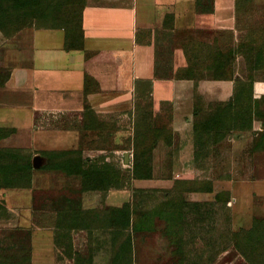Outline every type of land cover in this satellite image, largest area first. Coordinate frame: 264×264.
Returning a JSON list of instances; mask_svg holds the SVG:
<instances>
[{
  "label": "rangeland",
  "instance_id": "374dc122",
  "mask_svg": "<svg viewBox=\"0 0 264 264\" xmlns=\"http://www.w3.org/2000/svg\"><path fill=\"white\" fill-rule=\"evenodd\" d=\"M95 2L0 0V32L16 42L34 28L77 35L82 9ZM239 8L237 33L214 34L220 48L204 75L232 80L233 93L226 101L197 93L193 117L180 129L168 103L154 107L148 87L140 96L113 98L108 112L41 115L37 124L52 132L42 150L66 146L59 141L69 133H57L62 125L80 131L79 153L97 166L83 177L73 158L65 167L72 174L61 171L59 151L28 168L35 155L25 142L30 134L0 130V138L10 136L0 143L7 146L0 169L9 161L18 171L5 187L32 181L34 224L48 233L43 260L264 264V195L247 186L264 181V0H240ZM0 217V235L23 243L0 244V264H29V232L15 230L23 216L2 208Z\"/></svg>",
  "mask_w": 264,
  "mask_h": 264
},
{
  "label": "crops",
  "instance_id": "0c3cea01",
  "mask_svg": "<svg viewBox=\"0 0 264 264\" xmlns=\"http://www.w3.org/2000/svg\"><path fill=\"white\" fill-rule=\"evenodd\" d=\"M98 1L82 9L77 35L63 28H34L16 42L0 32V130L29 133L25 142L40 156L39 167L50 151L83 149L80 131L66 125L57 131L69 133L59 141L66 146L38 147L51 132L37 124L41 115L108 112L113 98L140 96L148 87L154 107L168 103L174 127L180 129L193 117L197 93L218 101L233 93L232 80L204 75L211 72L206 64L213 63L220 48L214 34L237 33L240 0ZM247 186L264 195V181ZM0 192V209L23 216L15 230L29 232V264H50L43 260L49 256L43 244L48 233L34 224L32 181L22 187L0 186ZM5 221L0 217V223ZM14 239L0 235V244L22 248Z\"/></svg>",
  "mask_w": 264,
  "mask_h": 264
},
{
  "label": "trees",
  "instance_id": "16d2710c",
  "mask_svg": "<svg viewBox=\"0 0 264 264\" xmlns=\"http://www.w3.org/2000/svg\"><path fill=\"white\" fill-rule=\"evenodd\" d=\"M76 152L78 153V154H76ZM60 153H62L63 154V156H65V158L64 159H61L60 161H59V168L60 169H64L66 166H69L68 165V161H66V159H70V158H73V161H75L77 164H78V170L80 171V173H79V175H81V177H83V175H85L86 174V172H89V171H92V170H96L97 169V166H96V164H93V165H91L90 164V162L92 161H90V159L89 158H87V157H82L81 155H80V153H79V151L78 150H76V151H64V152H60ZM48 155H49V157L50 156H52L53 155V152L52 151H50V152H48L47 153ZM66 154H72V156H68V157H66ZM48 157V158H49ZM3 162V161H2ZM75 162H74V166L76 167V164H75ZM1 164V163H0ZM28 165V168L30 167L31 168V164L29 165V163L27 164ZM14 164L12 163V162H9V161H7V162H3V166L1 167V169H0V185L1 186H8L9 185V182H10V180L13 182V179L15 178V174L18 172V171H14ZM17 168V167H16ZM64 170H66V169H64ZM10 173V172H12V176H11V178L9 179L7 176H6V174L5 173H8V172ZM67 171V170H66ZM86 171V172H85ZM67 172H69V171H67ZM26 182H27V184H28V178L26 177ZM26 184V185H27ZM129 252H130V254H131V250H129Z\"/></svg>",
  "mask_w": 264,
  "mask_h": 264
},
{
  "label": "water",
  "instance_id": "95a60500",
  "mask_svg": "<svg viewBox=\"0 0 264 264\" xmlns=\"http://www.w3.org/2000/svg\"><path fill=\"white\" fill-rule=\"evenodd\" d=\"M127 156V155H126ZM32 164L34 168H38L41 165V158L38 155H35L32 159Z\"/></svg>",
  "mask_w": 264,
  "mask_h": 264
}]
</instances>
